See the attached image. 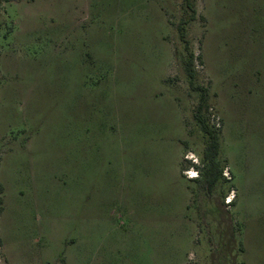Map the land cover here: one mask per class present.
Wrapping results in <instances>:
<instances>
[{
  "label": "rangeland",
  "instance_id": "1",
  "mask_svg": "<svg viewBox=\"0 0 264 264\" xmlns=\"http://www.w3.org/2000/svg\"><path fill=\"white\" fill-rule=\"evenodd\" d=\"M202 124L228 170L211 191ZM0 199V264L243 261L264 240V0H0Z\"/></svg>",
  "mask_w": 264,
  "mask_h": 264
},
{
  "label": "crops",
  "instance_id": "2",
  "mask_svg": "<svg viewBox=\"0 0 264 264\" xmlns=\"http://www.w3.org/2000/svg\"><path fill=\"white\" fill-rule=\"evenodd\" d=\"M221 136H222V131H220V134H219V145L221 144ZM219 153H220V146H219ZM225 167L227 168V166ZM77 179L79 180L80 183L83 181L82 179L79 178V176H77ZM103 198L104 200H106L104 196ZM103 198H101L100 202H104ZM225 198L226 197H224L223 201H221V204L224 209L223 211H225V209L228 208L230 205H235V199H236V197H234L231 204L226 206ZM92 200H95L96 205H92L91 203L88 207L82 206L81 204H77L75 206L76 221H77V224L79 225L81 234H84V235H85L86 230L92 228L94 224H95L94 227L96 226L98 227L99 224L101 225V223H99L98 218L95 216L97 215L99 211V206H100L98 195H95V198L91 197L89 199L90 202H92ZM79 201H80V197H79ZM103 209L105 208L101 207V210ZM218 209H220V206ZM128 220H129V217L127 218V221ZM235 224H238V223L235 222ZM238 231L241 232L239 228V224H238L237 233ZM239 236H241V234H239ZM237 244L240 250V254L245 256V259L243 261L238 262L239 264H264V240L249 241V239H245V240L241 239L240 241H237Z\"/></svg>",
  "mask_w": 264,
  "mask_h": 264
},
{
  "label": "trees",
  "instance_id": "3",
  "mask_svg": "<svg viewBox=\"0 0 264 264\" xmlns=\"http://www.w3.org/2000/svg\"><path fill=\"white\" fill-rule=\"evenodd\" d=\"M190 77H192V74H190ZM213 130L214 131L208 129L207 126L202 124V131L209 139V142H208V144L204 150V153H203V159L208 164V168L204 172V176L207 180V188L209 189V191L212 190L213 186L215 185V183L217 182V180L220 176H222L224 178L223 172H224V170H227V168L225 166L223 169H221L219 167L217 161H216V158L218 157V153H219V146H220L219 145V134H220L221 129L215 128ZM215 131L217 132V134ZM184 172H185V170L184 171L182 170V175H184ZM197 173H198L197 177L194 179L198 178L199 172H197ZM225 180H228V179H225ZM231 192H232V190H230L229 194ZM225 197H227V196H225ZM0 202H1V199H0ZM239 252H240V250H239Z\"/></svg>",
  "mask_w": 264,
  "mask_h": 264
},
{
  "label": "built area",
  "instance_id": "4",
  "mask_svg": "<svg viewBox=\"0 0 264 264\" xmlns=\"http://www.w3.org/2000/svg\"><path fill=\"white\" fill-rule=\"evenodd\" d=\"M215 127L218 128L220 127L219 124H218V121L216 120V124H215ZM194 162V161H193ZM228 171H224L223 172V176L227 179L228 178ZM184 175L186 176L187 179H194L197 177V172H193L192 169L190 170H187L184 172ZM232 194V195H231ZM233 200V193L231 192L226 198H225V204L226 205H229Z\"/></svg>",
  "mask_w": 264,
  "mask_h": 264
}]
</instances>
